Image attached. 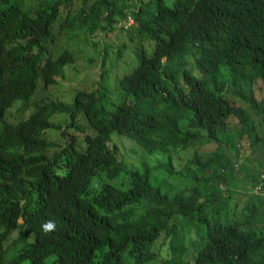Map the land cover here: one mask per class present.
Segmentation results:
<instances>
[{
	"label": "trees",
	"instance_id": "16d2710c",
	"mask_svg": "<svg viewBox=\"0 0 264 264\" xmlns=\"http://www.w3.org/2000/svg\"><path fill=\"white\" fill-rule=\"evenodd\" d=\"M263 176L264 0H0V264H264Z\"/></svg>",
	"mask_w": 264,
	"mask_h": 264
},
{
	"label": "rangeland",
	"instance_id": "374dc122",
	"mask_svg": "<svg viewBox=\"0 0 264 264\" xmlns=\"http://www.w3.org/2000/svg\"><path fill=\"white\" fill-rule=\"evenodd\" d=\"M131 15V14H129ZM132 16V15H131ZM125 21V20H124ZM124 21H122L124 25ZM132 23V21H130ZM120 27V25H119ZM123 33L119 31V29L109 31L106 35L102 34L99 37L100 40V46L95 47L92 39L89 37H84L81 35L80 38H76L75 44H73V50H76L78 55L81 56L83 59V62H89V60H93L95 63L93 64L92 67H83L81 70L82 72L77 74L78 76L76 79L72 81H67L58 78L61 84H58L56 86H51L47 92V95L53 99L57 100L59 98H62L63 96H69L71 93H74L76 91H81V90H86V91H91L95 89L96 83L100 80V76L103 72V66L101 65V56H102V49L106 41L114 45V49L118 47V45L123 44ZM62 43H67L69 41L68 38H71V34L67 33L65 36L62 37ZM129 44L130 49L126 51V58L134 55L133 53H136L137 50L140 48L139 44L133 43V42H127ZM113 49H110V52H112ZM112 54V53H111ZM109 72V75L116 74V73H121L120 69L116 66L114 67H108L107 68ZM65 93V94H64ZM64 94V95H62ZM69 101V99H68ZM245 108V107H244ZM73 133V131H72ZM77 136L83 137V134L81 132H74ZM68 139L71 137V133L68 132L67 136ZM134 143V142H133ZM139 145V144H138ZM127 146L124 151V153L130 158L131 163H136L139 162L140 168L144 171L148 166H145V160L147 159V155L145 153H142L141 149L139 146ZM192 148V147H190ZM217 149V146H210L208 148V151H212ZM189 155H187L188 157ZM149 159V157H148ZM159 163V162H157ZM176 166V165H175ZM162 174L165 175L166 173L169 172L168 168L163 167L161 169ZM159 173V172H158ZM156 185L158 182L155 183ZM243 188L248 187L246 184L242 182ZM243 191V190H241ZM160 248V247H159ZM55 258L51 259L48 261V264H54Z\"/></svg>",
	"mask_w": 264,
	"mask_h": 264
},
{
	"label": "built area",
	"instance_id": "2783aa9c",
	"mask_svg": "<svg viewBox=\"0 0 264 264\" xmlns=\"http://www.w3.org/2000/svg\"><path fill=\"white\" fill-rule=\"evenodd\" d=\"M130 21H132V23H130ZM126 23H127V26L132 25L134 23L133 17L131 15L128 16ZM260 189H261V186H258L256 191H260Z\"/></svg>",
	"mask_w": 264,
	"mask_h": 264
},
{
	"label": "clouds",
	"instance_id": "9594fccd",
	"mask_svg": "<svg viewBox=\"0 0 264 264\" xmlns=\"http://www.w3.org/2000/svg\"><path fill=\"white\" fill-rule=\"evenodd\" d=\"M133 20H134V18H133ZM44 227H45L46 230L52 229V228H54V224L52 222H48Z\"/></svg>",
	"mask_w": 264,
	"mask_h": 264
}]
</instances>
